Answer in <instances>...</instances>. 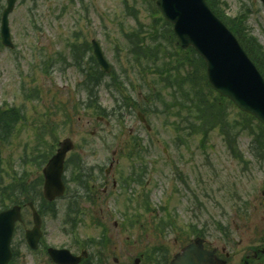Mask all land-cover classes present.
I'll use <instances>...</instances> for the list:
<instances>
[{"label": "rangeland", "instance_id": "1", "mask_svg": "<svg viewBox=\"0 0 264 264\" xmlns=\"http://www.w3.org/2000/svg\"><path fill=\"white\" fill-rule=\"evenodd\" d=\"M151 5V0L17 1L9 15L15 46L0 45V106L3 111L9 106L19 108L12 130L0 139V203H9V192L1 198L6 187L18 183L20 189L23 179L36 178L41 157L52 152L57 141L70 137L76 144L75 152L68 155L70 169L80 175L81 168L102 172L114 157L111 172L119 177L120 192L105 204L87 205L75 187L83 189L74 182L57 204L35 201L43 215L44 247H66L74 253L86 248L88 264H135L143 251L164 245L166 253L157 252L151 263L163 264L195 236V230H203L209 246L217 247L218 253L223 246L227 251L233 248L232 263L264 264V255L252 257V250L264 246V128L226 102L212 104L217 112L206 111L202 119L200 107L191 104L189 109L187 96L193 95L183 93L185 83L180 88H161L156 66L174 67L178 49ZM4 6L5 0H0V15ZM216 6L235 18L248 10L249 29L264 49L260 0H218ZM130 36L144 55L153 52L152 58L157 52V60L149 64L144 57L136 62L130 53ZM93 38L100 41L121 82L115 88L107 86L106 74L89 93L83 83L97 70ZM150 89L162 91L165 103L182 102L187 108H182L183 117L187 113V122H194L198 130L196 134L184 132V146L174 144V114L164 115L152 105L155 110L145 115L147 130L126 108L127 95L141 105ZM88 100L90 107H86ZM98 111L104 115L101 121L96 119ZM132 138L141 142L140 147H131ZM164 148H168L165 153ZM131 150H139V156L130 157ZM24 156L27 163L21 162ZM142 168L146 171L140 184L148 190L149 208L140 206V197L135 196L141 186L132 175L143 172ZM176 169L186 175V186L177 184ZM131 176L129 188L122 186ZM194 190L200 202L196 214ZM40 192H20L11 198L39 199ZM68 209L74 218L69 224L65 223ZM136 213L141 215L138 221L132 218ZM24 214L25 227H30L31 215L27 210ZM132 219L135 224L128 225ZM228 230L237 244L225 241ZM12 247L15 259L11 264H53L46 251L27 246L22 227L15 232ZM143 258L137 264H148Z\"/></svg>", "mask_w": 264, "mask_h": 264}, {"label": "water", "instance_id": "2", "mask_svg": "<svg viewBox=\"0 0 264 264\" xmlns=\"http://www.w3.org/2000/svg\"><path fill=\"white\" fill-rule=\"evenodd\" d=\"M264 3V0H262ZM15 0H7L2 12V43L12 46L8 26V13ZM162 16L173 25V32L181 48L193 47L204 59L210 85L221 95L228 97L242 111L253 114L264 124V78L248 57L233 33L212 12L205 0H155ZM94 54L105 71L110 64L100 43L93 40ZM72 142L64 139L60 148L43 169L45 198L52 200L63 193L61 181L65 153ZM34 226L26 230V239L33 248L40 237V218L32 204ZM20 218V207L13 206L0 211V264H7L11 257L10 239L14 222ZM53 260L59 264H75L80 256H73L66 249L48 248ZM85 255V252H82ZM213 251L205 250L202 240L196 238L183 248L169 264H214Z\"/></svg>", "mask_w": 264, "mask_h": 264}, {"label": "trees", "instance_id": "3", "mask_svg": "<svg viewBox=\"0 0 264 264\" xmlns=\"http://www.w3.org/2000/svg\"><path fill=\"white\" fill-rule=\"evenodd\" d=\"M210 8L214 11V13L219 16L231 29V31L236 35L241 45L244 47L246 52L248 53L249 57L253 60V62L256 64L262 75L264 76V49L262 45L257 41L255 36L252 34L250 27L248 26L247 22V12L248 10L240 11L238 14V17H228L225 13H223L218 7L216 6V3L218 0H206ZM155 11V9L153 8ZM153 20H155L153 18ZM157 21H162L161 17L158 16L156 18ZM170 24L168 22H163V26ZM166 26V27H167ZM141 31V30H139ZM168 34L171 37L170 39L173 41L174 45H176L175 36L172 34L171 28L168 29ZM147 33V31H143L142 34ZM129 42L131 43L130 53L133 56L134 60L138 62L140 59L147 58L148 61L152 60V62H155L157 60L158 54L156 52L155 55L151 58V55L153 52H150L147 55H144L141 50H138L137 43L133 36H130L128 38ZM177 56L175 59V66L170 68L169 65H163L160 68L156 66V69L159 71V76L161 77L159 81L163 83V87L166 88H180V84H186L187 90L183 93L188 94L190 93L193 95V98L188 97L187 99L190 100V105L193 104L197 109L200 107L201 111V118L205 119L204 115L206 111L211 113H216L217 111L212 109V104H221L222 102H226V99L219 96L213 90L209 87L206 75L204 72V62L203 60L197 55V53L194 51V49L189 48L188 50L184 51L181 55V50H177ZM164 57V56H162ZM186 65V66H185ZM182 71H185L184 73H181ZM99 74L91 73V75L86 79L85 85L86 88H89L90 90L86 89L89 93L94 90L91 86L95 84V86H98L101 82H99L100 79V72ZM185 74V75H184ZM184 75V76H183ZM110 81L107 82V86H111L115 88L114 85L117 83H120L121 80L119 79L118 74H116V71H112L111 75H109ZM182 76V77H181ZM155 85H158V81L155 82ZM148 87V86H147ZM150 88V87H149ZM208 89V90H207ZM156 90V89H155ZM164 90V89H163ZM182 91V89H180ZM150 93L148 97L144 100V108L143 106H140L138 101L134 99L132 96L127 95L125 98L128 101L126 108L127 109H135L136 107H142L144 111H153L155 110L152 105L156 104V109L162 110V107L166 108V110H170V112L173 110L174 107L179 108L180 106L182 108L187 109L182 102H178V104L174 103H165V100L162 96V91L160 92H154V90L150 89ZM175 95V93H173ZM195 98L198 99V101L195 100ZM90 102L88 100L86 106L90 107ZM185 104L187 102H184ZM146 109V110H145ZM169 112V113H170ZM177 115L180 114L178 111L176 113ZM186 121L190 120L188 118V115L186 113L185 117ZM199 119V117H196ZM8 123L7 119L0 113V135H2L6 131V124ZM12 123V122H11ZM191 128H197V125L193 122L192 124H189ZM45 158V157H44Z\"/></svg>", "mask_w": 264, "mask_h": 264}, {"label": "flooded vegetation", "instance_id": "4", "mask_svg": "<svg viewBox=\"0 0 264 264\" xmlns=\"http://www.w3.org/2000/svg\"><path fill=\"white\" fill-rule=\"evenodd\" d=\"M81 175L76 172L74 169H69L66 173H64L63 180L65 185L70 186L71 183H76L78 186L81 187L82 192L78 191L80 195H82L84 202L88 203L87 205H92L95 202H100V204H105L110 197H113V199L117 198L119 196L120 192V183L113 178V174L109 171L107 172L106 169L104 170L103 174H100V171L98 168L90 169H81ZM70 172V174H68ZM94 173V175H93ZM83 179V180H82ZM84 181V182H83ZM136 185L141 186V190H136V194L138 197H140V206L146 207L149 203L148 197V190L143 185H141L136 180ZM76 189H79L77 186ZM262 195H264V191H262ZM196 199V196L194 197ZM264 203V201L262 202ZM137 215L134 217V219L138 220L140 217V213H136ZM44 233L41 236L39 240V246L38 249H42L45 251L46 247H44ZM257 249V248H256ZM253 251L252 257L254 259H257L259 257L257 251ZM254 252H257V254H254ZM258 255V256H257Z\"/></svg>", "mask_w": 264, "mask_h": 264}]
</instances>
